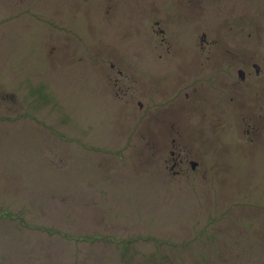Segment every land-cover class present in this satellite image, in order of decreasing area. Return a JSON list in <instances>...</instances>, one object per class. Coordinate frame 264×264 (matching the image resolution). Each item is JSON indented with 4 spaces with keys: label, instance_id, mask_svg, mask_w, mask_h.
<instances>
[{
    "label": "rangeland",
    "instance_id": "rangeland-1",
    "mask_svg": "<svg viewBox=\"0 0 264 264\" xmlns=\"http://www.w3.org/2000/svg\"><path fill=\"white\" fill-rule=\"evenodd\" d=\"M0 264H264V0H0Z\"/></svg>",
    "mask_w": 264,
    "mask_h": 264
},
{
    "label": "flooded vegetation",
    "instance_id": "flooded-vegetation-1",
    "mask_svg": "<svg viewBox=\"0 0 264 264\" xmlns=\"http://www.w3.org/2000/svg\"><path fill=\"white\" fill-rule=\"evenodd\" d=\"M153 23L155 25L154 33L157 34V35L158 34L162 35L164 33V31L161 30V29L159 30L158 26H157V25H159V21L155 20V21H153ZM157 29H158V31H157ZM205 36L206 35L204 33H202L201 37H199V45L201 46L202 49L203 48L205 49V46L207 45V41H206ZM161 41H164V39L162 38ZM252 66H253V69H254V75L256 77H258L259 76V71H260V66L258 64H253ZM112 67H113V65H112ZM200 67H202V68L200 70H196V71L175 70L174 72H172L174 77H179V81H178L177 84L174 85V87L177 86L179 88L180 87L179 83H181V84L188 83L189 80H191L192 84H194L196 86V87L193 88V92L194 91L195 92L198 91L201 87H203V84L208 85V86H212V87H214L215 84H218V85L221 86L224 78H222L221 76L218 75L220 73V71L215 70L211 74L212 71L204 69V66H203V64L201 62H200ZM239 72H241V74H243L242 77H240ZM182 75H184V77ZM237 75L239 77V81L240 82H243V81L246 80L245 71L238 70ZM188 76H190V78ZM224 90H227V88H224L223 91ZM189 93H190L189 91L184 93L185 99H188V98L190 99V94ZM153 99L155 100V97H153ZM166 99H168V101H169L171 98L167 97ZM229 101L232 102L233 99H231ZM164 102H166V101H164ZM159 103H162V102H159ZM163 103H162V105L160 107H165L167 104H171V102L166 103V104H163ZM138 107H141V103H138ZM199 111L196 112L194 110H189L190 117L194 116ZM202 116H205V115L202 114ZM194 119H200V117L199 118L191 117L190 119H187V120L185 119L184 121L187 122L188 120L192 121ZM245 119H246V121L250 120V119H252V116L246 114ZM177 125H181V123H178ZM176 133H177L176 134L177 136L180 135L178 131ZM137 135L138 134H134L133 137H131V138L133 139ZM169 136L172 137L171 138V142H170V148L168 146L169 149L168 148L165 149V155H168L170 157L169 161H166L167 162L166 165H167V167L170 168V171L174 175H176V174L179 173V171L177 170L178 168L182 169V167H187V166H189L191 170H195L196 166H197V163L195 161H193V160H190L189 154L185 153V151L183 150L181 144L177 142L178 141L177 138L172 133L169 134ZM151 140H155V139L152 138ZM153 145H154V143H153ZM160 153H161V151L153 149L152 152H151V154L153 156L152 159H155V158L159 157Z\"/></svg>",
    "mask_w": 264,
    "mask_h": 264
},
{
    "label": "water",
    "instance_id": "water-1",
    "mask_svg": "<svg viewBox=\"0 0 264 264\" xmlns=\"http://www.w3.org/2000/svg\"><path fill=\"white\" fill-rule=\"evenodd\" d=\"M239 74H240V77H242L243 74H241V72H239Z\"/></svg>",
    "mask_w": 264,
    "mask_h": 264
}]
</instances>
